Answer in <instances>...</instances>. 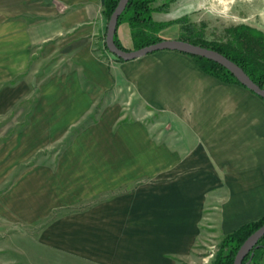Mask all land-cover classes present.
<instances>
[{
  "label": "crops",
  "instance_id": "1",
  "mask_svg": "<svg viewBox=\"0 0 264 264\" xmlns=\"http://www.w3.org/2000/svg\"><path fill=\"white\" fill-rule=\"evenodd\" d=\"M210 1L175 0L168 8L175 3L189 14ZM220 2L226 15L236 11L264 32V0ZM103 6L104 0H0V80L31 79L37 136L42 125L49 136L61 126H94L75 143L86 153L91 149L81 141H93L95 161L71 171L62 157L67 172L94 178L79 183L84 193H68V204L97 198L95 212L80 215L97 222L87 236L94 239L69 251L94 253L98 264H169L190 254L210 226L224 237L264 216V100L204 73L182 52L116 61L103 46ZM177 25L159 36L179 39ZM116 35L134 49L126 22ZM121 94L144 114L107 112L105 97ZM153 112L159 117H148Z\"/></svg>",
  "mask_w": 264,
  "mask_h": 264
},
{
  "label": "rangeland",
  "instance_id": "2",
  "mask_svg": "<svg viewBox=\"0 0 264 264\" xmlns=\"http://www.w3.org/2000/svg\"><path fill=\"white\" fill-rule=\"evenodd\" d=\"M220 1L211 0L189 14L178 12L174 3L166 13L156 17L162 20L187 16L197 29L202 30L205 25L203 32L208 40L220 39L226 26L252 24L253 21L236 11L226 15ZM239 1L233 0V5ZM32 86L30 78L0 80V264H98L94 253L69 251L85 250L86 242L94 239L87 236L89 232L95 233L97 222L82 221L80 215L94 213L97 198L76 200L73 204H68L67 198L70 192L84 193L79 183L91 185L93 174H71L65 168L71 163V171L79 170L77 166L95 161L93 141H81L86 150L91 149L86 153L80 141L75 143L83 128L94 126H61L55 135L49 136L47 125H42L39 136L33 134L38 127L31 125L35 99ZM127 96L121 94L114 100L110 95L105 97L109 110L106 111L119 108L126 118L144 114L134 103L128 104ZM102 105L97 104L90 112L89 123L95 121ZM148 117L159 115L153 112ZM63 155H66L65 165ZM89 224L93 225L91 231L87 228ZM211 227L203 232L190 254L169 264H210L223 238Z\"/></svg>",
  "mask_w": 264,
  "mask_h": 264
},
{
  "label": "trees",
  "instance_id": "3",
  "mask_svg": "<svg viewBox=\"0 0 264 264\" xmlns=\"http://www.w3.org/2000/svg\"><path fill=\"white\" fill-rule=\"evenodd\" d=\"M119 0H104L102 14L108 21L111 13ZM175 0H129L125 9L118 17L117 27L120 23L126 22L131 30V37L134 49L156 43L162 38L159 32L170 26H180V40L215 50L243 69L251 80L264 89V32L254 26L237 24L226 26L222 31L220 39L208 40L202 30L197 29L187 16L171 20H158L156 13L167 10L170 3ZM116 27V30H117ZM105 40V37H104ZM116 46L125 49L114 34ZM104 49L105 41L103 43ZM186 54V53H185ZM189 55L198 68L204 73L217 78L225 83H233L244 87L234 75L219 63L197 55ZM114 56V55H113ZM118 62L122 59L115 57ZM264 100V99H263ZM264 224V216L256 221L242 225L237 230L225 235L210 264H233L236 253L245 239ZM264 264V236L244 256L241 264Z\"/></svg>",
  "mask_w": 264,
  "mask_h": 264
},
{
  "label": "water",
  "instance_id": "4",
  "mask_svg": "<svg viewBox=\"0 0 264 264\" xmlns=\"http://www.w3.org/2000/svg\"><path fill=\"white\" fill-rule=\"evenodd\" d=\"M128 1L129 0H119L107 21L104 41L108 52H110L112 55L122 59L123 61H130L153 52L170 50L205 57L225 67L246 89L258 97L264 99V89L254 83L251 78L243 71V69L236 63L215 50L195 45L180 39H162L156 43H152L142 48L133 50H122L118 48L114 42V34L117 27L118 17L125 9ZM263 236L264 224L251 235H249L241 244L236 253L233 264H241L244 256L250 252V250Z\"/></svg>",
  "mask_w": 264,
  "mask_h": 264
}]
</instances>
